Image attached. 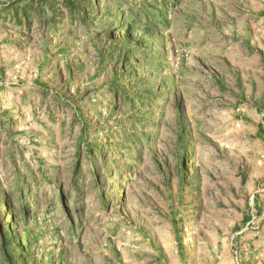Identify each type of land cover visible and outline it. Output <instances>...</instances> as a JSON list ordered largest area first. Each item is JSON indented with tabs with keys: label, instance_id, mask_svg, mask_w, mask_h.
Returning <instances> with one entry per match:
<instances>
[{
	"label": "rangeland",
	"instance_id": "rangeland-1",
	"mask_svg": "<svg viewBox=\"0 0 264 264\" xmlns=\"http://www.w3.org/2000/svg\"><path fill=\"white\" fill-rule=\"evenodd\" d=\"M157 2L0 0V264H264V0Z\"/></svg>",
	"mask_w": 264,
	"mask_h": 264
},
{
	"label": "trees",
	"instance_id": "trees-1",
	"mask_svg": "<svg viewBox=\"0 0 264 264\" xmlns=\"http://www.w3.org/2000/svg\"><path fill=\"white\" fill-rule=\"evenodd\" d=\"M75 1H77V0H74V1L66 0V4H67V6L69 7V9L71 11V15H73V13H74L73 9L71 10V8L75 9V7H77V10H75V12L77 14H81V17L83 19L85 17V11L83 10L81 5H79V4L77 5V3H74ZM85 1H87L88 3H92L94 0H85ZM154 3L157 4L158 3L157 0H154ZM12 4H13V2H12ZM24 13H25L24 11L21 12V14H24ZM133 26L136 27L137 26L136 23H134ZM19 201H24V198H19ZM5 206H6V209H7V215L9 217V221L10 222H14V220L17 217V211L14 210L12 208V206L9 205V203L6 204ZM18 208H19V211L22 213V215L25 216L26 215V211L25 210L27 208V205L25 203H23V202H20L18 204ZM64 208L66 209L67 207L64 206ZM3 256H4V259H5L7 264H15L14 261L11 259V256L6 252V250H3Z\"/></svg>",
	"mask_w": 264,
	"mask_h": 264
}]
</instances>
